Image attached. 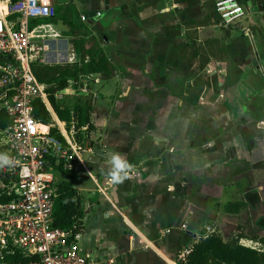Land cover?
Wrapping results in <instances>:
<instances>
[{"label": "crops", "instance_id": "obj_1", "mask_svg": "<svg viewBox=\"0 0 264 264\" xmlns=\"http://www.w3.org/2000/svg\"><path fill=\"white\" fill-rule=\"evenodd\" d=\"M255 7L222 27L216 0H70L58 9L75 8L88 37L46 21L43 66H82L80 43L88 50L96 40L114 68L108 80L69 82L80 95L66 90L42 103L63 134L78 121L77 105L91 107L90 123L78 124L89 129L90 157L59 174L82 196L80 247L90 264H178L209 236L263 237L264 0ZM65 99L76 101L66 108ZM111 153L132 165L123 183L107 182ZM232 204L242 205L238 213L227 210Z\"/></svg>", "mask_w": 264, "mask_h": 264}, {"label": "built area", "instance_id": "obj_2", "mask_svg": "<svg viewBox=\"0 0 264 264\" xmlns=\"http://www.w3.org/2000/svg\"><path fill=\"white\" fill-rule=\"evenodd\" d=\"M61 5L59 0H0V109L10 121L0 129V153L12 161L0 164V177L9 181H0L8 200L0 202V247L36 256L40 264H90L91 255L80 247L82 231L72 234L54 225L59 174L84 167V156L92 152L85 143L89 129H78L73 119L63 134L35 118V105L48 95L33 65L44 64L51 54L46 21L56 18ZM255 6L216 0L220 25L257 14Z\"/></svg>", "mask_w": 264, "mask_h": 264}, {"label": "trees", "instance_id": "obj_3", "mask_svg": "<svg viewBox=\"0 0 264 264\" xmlns=\"http://www.w3.org/2000/svg\"><path fill=\"white\" fill-rule=\"evenodd\" d=\"M80 14L75 8L65 12L62 9L57 10V16L53 22L61 20L64 23H72L74 28L80 31V35L88 37L90 33L81 26ZM42 23V22H41ZM89 34V35H88ZM79 35V36H80ZM79 51H84V61L82 66L49 67L35 63L34 72L45 88L52 102L55 104V95L67 90L71 81L77 82L82 77L92 74H102L103 78L110 79L113 76V66L109 60L99 50L96 40H92V46L86 50V41L80 43ZM89 58L86 61V58ZM78 113L79 127L90 123L91 107L89 103L80 104L75 107ZM60 112V111H59ZM69 115V113H67ZM60 115L65 118L63 113ZM67 117V116H66ZM35 118L46 125L52 123V118L45 106L38 102L35 105ZM9 120L3 111H0V128H5ZM89 142V140H88ZM87 142V143H88ZM2 202L8 201L2 199ZM242 205H229L227 210L232 213H238ZM85 209L83 199L78 190L71 184L62 181L58 185V198L56 202V213L54 216V225L56 228L76 234L84 228ZM249 235L244 234L231 238L226 241L221 235H213L194 245L186 258H178V264H264V251L249 248L241 244L244 238H250L264 247V237H260L255 231H249ZM4 259L3 261L1 260ZM40 264L36 256L26 257L20 250L9 247L3 249L0 247V264Z\"/></svg>", "mask_w": 264, "mask_h": 264}, {"label": "clouds", "instance_id": "obj_4", "mask_svg": "<svg viewBox=\"0 0 264 264\" xmlns=\"http://www.w3.org/2000/svg\"><path fill=\"white\" fill-rule=\"evenodd\" d=\"M11 158L7 153H0V164H10ZM132 165L120 153H111L107 161L106 179L108 183L120 184L129 177Z\"/></svg>", "mask_w": 264, "mask_h": 264}, {"label": "rangeland", "instance_id": "obj_5", "mask_svg": "<svg viewBox=\"0 0 264 264\" xmlns=\"http://www.w3.org/2000/svg\"><path fill=\"white\" fill-rule=\"evenodd\" d=\"M77 93H78V91H71V90H68L67 89V91H66V94L68 95V96H71V95H77ZM79 95L81 94V93H78ZM75 99H68V100H64V101H60V106H65L66 108H67V106H70V104H72V106L75 104ZM250 233H248V235H249ZM263 237H264V235H262ZM254 248H256V249H258V250H261V251H264V247H262V246H258V245H252Z\"/></svg>", "mask_w": 264, "mask_h": 264}, {"label": "water", "instance_id": "obj_6", "mask_svg": "<svg viewBox=\"0 0 264 264\" xmlns=\"http://www.w3.org/2000/svg\"><path fill=\"white\" fill-rule=\"evenodd\" d=\"M247 2H254L256 5H257V0H246ZM261 1V0H260ZM60 4L62 5H67L69 4L70 0H59ZM99 149V148H98ZM95 150V153L98 155V156H103V152L100 151V150ZM90 155L89 154H86L85 155V159H89Z\"/></svg>", "mask_w": 264, "mask_h": 264}]
</instances>
